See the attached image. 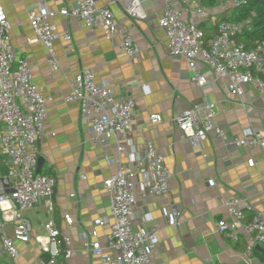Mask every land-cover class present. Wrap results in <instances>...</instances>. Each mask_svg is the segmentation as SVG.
Segmentation results:
<instances>
[{"label":"crops","instance_id":"obj_1","mask_svg":"<svg viewBox=\"0 0 264 264\" xmlns=\"http://www.w3.org/2000/svg\"><path fill=\"white\" fill-rule=\"evenodd\" d=\"M79 1L0 0L10 23L9 39L15 51L12 69L25 59L33 84L49 99L42 137L33 151L43 160L42 174L55 180L52 210L39 201L23 213L30 224V241L16 243L19 257L15 261L2 251L0 242V263H47L46 253L36 239L47 244L44 226L48 222L61 236L70 239V258L57 259L56 264H102L100 257L85 250V243L98 242L103 256H108L105 246L112 219L102 183L116 172L117 163L128 164V155L126 151L122 156L117 154L113 138L104 146L93 144L90 124L81 114L80 103L65 102L70 78L83 69H91L96 83L110 85L115 100H134L136 112L128 137L137 157L142 158L146 142L151 141L171 174L165 196L143 197L139 189L134 191L133 227L154 230L158 239L149 264H262L254 253L245 258L246 238L229 241L217 232L216 223L230 221L223 204L236 196L247 199L264 218V151L229 149L213 132L200 147H194L173 126L172 119L194 106L213 103L216 125L228 138H240L247 128L264 137V97L252 85L240 86L241 97L231 95L223 81L214 79L201 62L198 68L211 82L204 87L192 85L186 61L168 55L165 34L159 26L163 0H142L144 20H129L125 16L123 10L128 0H96L98 7L110 9L117 29L127 33L137 45L139 52L134 58L122 53L119 37L108 39L100 30L89 31L79 21L55 16L53 48L58 69L54 70L44 47L29 43L34 33L27 14L40 5L58 11ZM188 5L190 11L183 15V20L196 21L207 39L214 35L220 15L232 9L231 0H216L213 7H203L200 0H188ZM196 7L205 8L208 13L197 19L191 11ZM66 34L69 40H65ZM142 85L148 88L147 93L142 91ZM154 115L161 121L151 123L150 117ZM5 178L0 154V195L10 193L12 188V181ZM171 212L178 214V226L166 225L164 215ZM65 216L72 220L70 226L65 223ZM99 220L103 225H99ZM3 230L11 236L12 225L6 223ZM256 247L253 249L264 251V246Z\"/></svg>","mask_w":264,"mask_h":264},{"label":"built area","instance_id":"obj_2","mask_svg":"<svg viewBox=\"0 0 264 264\" xmlns=\"http://www.w3.org/2000/svg\"><path fill=\"white\" fill-rule=\"evenodd\" d=\"M163 2L159 26L165 34L168 55L186 61L192 85L204 87L211 82L200 72L198 63L201 62L211 71L214 79L223 81L231 95L241 97L240 86L252 85L264 97V41H254L250 48L236 41L240 35L250 31V21H219L216 33L205 40L196 21L183 20V15L190 11L188 0ZM244 2L231 0V7ZM123 11L129 20H144L146 17L142 0H128ZM191 11L197 19L208 13L202 7ZM57 15L79 21L89 31L100 30L108 39L119 37L122 53L130 58L137 57V45L127 33L117 29L110 9L107 6L98 7L96 0H80L75 6L58 11L40 5L27 14L28 24L34 33V39L29 43H39L44 47L48 63L54 70L58 69V61L53 48L56 33L52 19ZM9 30L10 23L0 7V154L6 171L5 179L12 181L10 193L0 195V242L2 251L15 261L19 257L16 243L26 244L30 241L31 228L23 213L39 201H43L49 211L52 210L55 180L36 172L38 158L33 151L42 137L49 99L33 84L31 68L25 59L19 60L16 68L12 69L15 51L10 43ZM64 38L69 40L67 34ZM141 89L144 93L148 92L146 85H142ZM65 102L80 103L81 114L90 124L93 144L104 146L108 139L113 138L117 154L122 156L126 151L128 155V164L117 163L116 172L102 183L110 201L112 219L105 246L108 256H103L98 242L85 243V250L100 257L102 264H149L158 239L154 230L133 227L134 191L139 189L143 197L165 196L169 192L171 174L153 142H146L142 158L137 157L128 137L136 112L134 100L129 97L115 100L108 83H96L93 71L83 69L70 78ZM160 121L159 116L150 117L151 123ZM215 121L216 106L206 103L182 111L172 119V124L194 147H200L206 136L213 132L229 149L246 147L264 151V137L260 133L247 128L240 138L230 139ZM249 165L253 163L249 162ZM223 206L230 221H218L217 232L232 242L246 238L248 245L244 256L248 259L254 246H264L263 215L243 197H232ZM177 216L176 212L164 215L166 225L178 226ZM64 221L67 226L72 224L67 216ZM6 223L12 225L11 236L4 233ZM98 223L103 225L101 220ZM44 229L48 235L47 244L42 245L39 238L36 241L40 249L49 255V260L40 264H56L60 246L64 247V258L69 259L72 253L70 239L61 236L52 222H48ZM91 235L94 237L96 233Z\"/></svg>","mask_w":264,"mask_h":264},{"label":"trees","instance_id":"obj_3","mask_svg":"<svg viewBox=\"0 0 264 264\" xmlns=\"http://www.w3.org/2000/svg\"><path fill=\"white\" fill-rule=\"evenodd\" d=\"M200 3L203 7H213L216 0H200ZM219 21L231 23L250 21V31H246L236 39L237 42L243 43L246 48H250L254 41H264V0H245L243 4L222 13L219 17ZM206 39L207 38H205V40ZM40 174H42V172ZM253 253L257 255L260 262L264 264V251L258 252L253 249L251 256ZM62 258H64V253L63 247L60 246V254L57 259L60 260Z\"/></svg>","mask_w":264,"mask_h":264},{"label":"water","instance_id":"obj_4","mask_svg":"<svg viewBox=\"0 0 264 264\" xmlns=\"http://www.w3.org/2000/svg\"><path fill=\"white\" fill-rule=\"evenodd\" d=\"M42 162H43V160L41 158L37 159V170H36V172L38 174L41 173L40 168H41ZM256 248H259V246H257ZM45 257H46L47 260H49V255L48 254H46Z\"/></svg>","mask_w":264,"mask_h":264}]
</instances>
